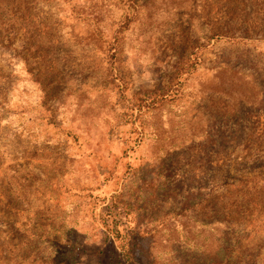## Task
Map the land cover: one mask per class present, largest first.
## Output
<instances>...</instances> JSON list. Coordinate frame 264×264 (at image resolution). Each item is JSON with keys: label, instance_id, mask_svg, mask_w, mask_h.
Returning a JSON list of instances; mask_svg holds the SVG:
<instances>
[{"label": "rangeland", "instance_id": "obj_1", "mask_svg": "<svg viewBox=\"0 0 264 264\" xmlns=\"http://www.w3.org/2000/svg\"><path fill=\"white\" fill-rule=\"evenodd\" d=\"M0 264H264V0H0Z\"/></svg>", "mask_w": 264, "mask_h": 264}]
</instances>
